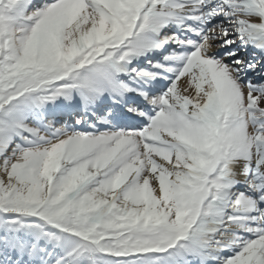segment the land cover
Returning <instances> with one entry per match:
<instances>
[{
    "label": "snow or ice",
    "instance_id": "snow-or-ice-1",
    "mask_svg": "<svg viewBox=\"0 0 264 264\" xmlns=\"http://www.w3.org/2000/svg\"><path fill=\"white\" fill-rule=\"evenodd\" d=\"M0 264H264V0H0Z\"/></svg>",
    "mask_w": 264,
    "mask_h": 264
}]
</instances>
